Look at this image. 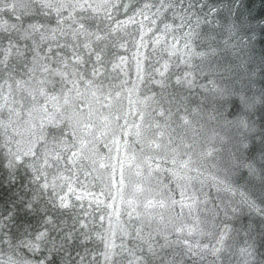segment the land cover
Returning <instances> with one entry per match:
<instances>
[{
	"label": "water",
	"instance_id": "obj_1",
	"mask_svg": "<svg viewBox=\"0 0 264 264\" xmlns=\"http://www.w3.org/2000/svg\"><path fill=\"white\" fill-rule=\"evenodd\" d=\"M0 264H264V0H0Z\"/></svg>",
	"mask_w": 264,
	"mask_h": 264
}]
</instances>
